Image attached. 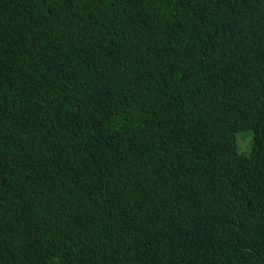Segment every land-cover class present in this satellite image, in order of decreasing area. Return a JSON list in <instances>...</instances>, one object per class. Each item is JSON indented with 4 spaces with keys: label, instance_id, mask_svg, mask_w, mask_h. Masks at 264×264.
Listing matches in <instances>:
<instances>
[{
    "label": "trees",
    "instance_id": "obj_1",
    "mask_svg": "<svg viewBox=\"0 0 264 264\" xmlns=\"http://www.w3.org/2000/svg\"><path fill=\"white\" fill-rule=\"evenodd\" d=\"M0 264H264V0H0Z\"/></svg>",
    "mask_w": 264,
    "mask_h": 264
},
{
    "label": "rangeland",
    "instance_id": "obj_2",
    "mask_svg": "<svg viewBox=\"0 0 264 264\" xmlns=\"http://www.w3.org/2000/svg\"><path fill=\"white\" fill-rule=\"evenodd\" d=\"M248 137L247 136H242V132L237 134V144H238V150L240 152H248L249 150V145H248ZM248 146V147H247Z\"/></svg>",
    "mask_w": 264,
    "mask_h": 264
}]
</instances>
